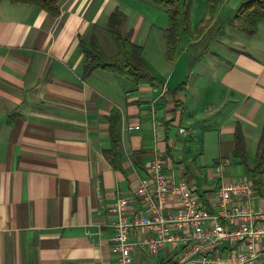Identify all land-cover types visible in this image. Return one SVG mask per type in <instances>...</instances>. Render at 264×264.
<instances>
[{
  "label": "crops",
  "instance_id": "1",
  "mask_svg": "<svg viewBox=\"0 0 264 264\" xmlns=\"http://www.w3.org/2000/svg\"><path fill=\"white\" fill-rule=\"evenodd\" d=\"M243 1L232 0L231 9ZM227 2H220L209 22L207 10L196 33L188 25L192 36L182 27L189 44L219 28L212 42L233 45L226 56L206 50L209 73L199 72L198 81L193 67L184 77L162 70L179 64L177 50L172 60L165 54L151 64L137 30H131L156 78L135 83L102 69L83 76L78 46V36L104 27L113 10L137 12L128 0H59L54 17L35 5L0 0V264H116L109 205L119 195H132L155 150L169 159L175 181L193 186L209 210L222 183L250 179L233 157L234 133L238 126L247 163L251 158L253 164L264 124V17L254 34L232 20L228 30L243 32L234 36L220 27ZM113 115L121 170L105 153ZM134 125L139 128L127 129ZM262 181L231 204H264V174ZM179 202L172 198L168 204ZM137 208L133 203L132 212ZM148 233L137 229L131 236L141 241ZM177 256L169 243L156 254L138 245L132 264H172Z\"/></svg>",
  "mask_w": 264,
  "mask_h": 264
},
{
  "label": "built area",
  "instance_id": "2",
  "mask_svg": "<svg viewBox=\"0 0 264 264\" xmlns=\"http://www.w3.org/2000/svg\"><path fill=\"white\" fill-rule=\"evenodd\" d=\"M138 128L127 127L129 131ZM178 131L184 134L185 128ZM168 164L169 159L155 150L132 195H119L109 205L116 264H132V251L138 245L156 254L166 243L178 254L172 264H263L264 204L257 208L231 204L252 193V181L222 183L216 191L218 203L209 210L193 186L183 179L175 181ZM172 198L180 201L175 207H169ZM133 203L138 207L135 212ZM137 229L149 233L138 241L131 236Z\"/></svg>",
  "mask_w": 264,
  "mask_h": 264
},
{
  "label": "trees",
  "instance_id": "3",
  "mask_svg": "<svg viewBox=\"0 0 264 264\" xmlns=\"http://www.w3.org/2000/svg\"><path fill=\"white\" fill-rule=\"evenodd\" d=\"M12 3H24L38 6L49 13L51 16L59 14V0H9ZM155 4H167L168 23L164 28L166 58L172 60L175 56L179 41V18L182 17L184 32L190 35L188 28L192 0H182V7H179V0H151ZM223 0H207V9L209 20L216 14L220 2ZM245 16L248 25L244 28L248 34H254L258 22L264 17V0H244L236 10L233 21ZM125 14L115 9L107 18L105 30L116 47L113 54H107L103 49L98 37L90 34L85 37L78 36V46L83 53L82 75L87 76L94 69H102L121 76H128L132 81L138 83L142 80L153 83L156 81L152 71L142 57L143 47L131 40V32L121 29L125 21ZM192 36V35H190ZM183 85V84H182ZM109 134L110 147L105 153L111 155L113 168L121 170L120 154L117 151V122L115 115L110 116ZM235 148L233 157L238 159L242 164L252 183L261 188L263 186L262 176L264 174V124L258 140V148L255 160L252 165L247 163V154L245 142L239 127L237 126L234 133ZM264 264V263H263Z\"/></svg>",
  "mask_w": 264,
  "mask_h": 264
},
{
  "label": "rangeland",
  "instance_id": "4",
  "mask_svg": "<svg viewBox=\"0 0 264 264\" xmlns=\"http://www.w3.org/2000/svg\"><path fill=\"white\" fill-rule=\"evenodd\" d=\"M136 2L132 3L133 0H128V8H131L133 10H136L134 14L126 15L124 24L122 25L121 29H124L126 31L131 30H137L138 36L137 39L144 44L145 48V55L144 57L149 60V62L153 65L159 64V60L164 61L163 57L166 54V46H165V35L164 31L160 30L159 27L164 28L167 26L168 23V14L167 9H169V5L167 4H155L151 0H135ZM207 0H192V14H190V21H189V27L192 30V32L196 33L197 29L195 31L194 27L196 24L205 17V14L207 13ZM232 0L230 2H227L223 8H220L221 16L224 18L223 24L220 26L223 27L224 30L229 31L230 33H234V36L241 37V30H228V26H231L233 16L235 15L236 11L231 9ZM179 7H182V0H179ZM146 22H149L153 24V27H147ZM236 24H238L240 27H246L248 25L247 18L245 16L241 17L240 19L235 21ZM182 17L179 18V26H180V39L178 41V49H177V55L181 57V60L179 64L174 66H168L166 69L162 68V70L165 71H171L173 72V76H178L180 74L181 76H186L188 70L190 67H193L194 70H192V76L193 79L199 80V72L202 73H209V71L206 70L205 67L209 68L207 66L208 58L206 55V50L210 52H216L220 55L226 56L228 52L230 51L229 47L233 46L232 43L229 45H222L218 42H212V40L218 39L217 34L219 33V28H212L211 34L209 36L207 35V38L202 37L201 40L197 41L195 44L187 42L188 39L186 37V34L183 32ZM92 34H95L103 49L107 54H113L116 51V47L114 43L112 42L111 38L108 36L104 27H99L94 29V31H91ZM243 33V32H242ZM240 34V35H239ZM89 34L84 35L85 37L89 36ZM227 33L225 34V37H227ZM248 40V36L244 34V39L242 42H246ZM235 46V45H234ZM228 58V56H227ZM161 63V62H160ZM161 65V64H160ZM168 69V70H167ZM179 77V76H178ZM205 77H203L201 80L204 81ZM184 81V79H182ZM207 81H210V78H206ZM253 160L249 158V164H252ZM226 175L228 174V171L225 172Z\"/></svg>",
  "mask_w": 264,
  "mask_h": 264
}]
</instances>
